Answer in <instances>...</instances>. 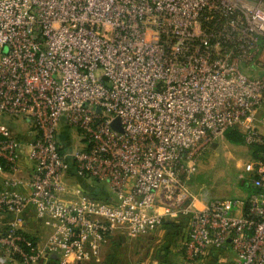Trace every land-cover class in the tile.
<instances>
[{"label":"built area","instance_id":"2783aa9c","mask_svg":"<svg viewBox=\"0 0 264 264\" xmlns=\"http://www.w3.org/2000/svg\"><path fill=\"white\" fill-rule=\"evenodd\" d=\"M4 117L29 126L0 124V264L98 261L115 237L182 219L187 264L226 248L264 264V0H0ZM230 130L258 149L250 195L198 198L187 183ZM31 214L45 240L26 236Z\"/></svg>","mask_w":264,"mask_h":264},{"label":"rangeland","instance_id":"374dc122","mask_svg":"<svg viewBox=\"0 0 264 264\" xmlns=\"http://www.w3.org/2000/svg\"><path fill=\"white\" fill-rule=\"evenodd\" d=\"M0 124L9 126L17 138H22L29 126L23 118L11 117L1 118ZM59 139L70 149L80 146L79 132L75 128L71 130L61 128ZM218 144V148L208 149L200 158L197 172L190 177L187 186L191 193L198 198H202L206 191L213 200L244 202L250 193L240 182V175L242 174L243 163L252 158L255 148L244 143H231L226 137L225 140L218 141ZM80 182L77 178L72 181L71 185L75 187V184ZM85 182L94 189L104 188V185L92 180ZM198 208L201 209L202 205L198 204ZM33 216L31 214L29 217L31 226L35 230L39 229L40 232L38 225L40 222L35 221ZM186 229L185 226L167 227L163 225L153 233L138 238H131L127 234H123V236L115 237L111 243L104 247L98 261H88L81 264H187L182 252L177 249L182 233H185ZM36 235H39L38 232ZM231 252V249L226 250L217 258L215 263L212 262L211 264H234V253ZM38 264L54 263L47 259Z\"/></svg>","mask_w":264,"mask_h":264},{"label":"crops","instance_id":"0c3cea01","mask_svg":"<svg viewBox=\"0 0 264 264\" xmlns=\"http://www.w3.org/2000/svg\"><path fill=\"white\" fill-rule=\"evenodd\" d=\"M4 177H5L4 175L0 174V190L3 187ZM84 185H86V184H84ZM86 187H88V189H94V188H91L90 186H86ZM12 219H13V216L10 215V214H0V232H3L7 228L9 222ZM35 221H37V220L35 219ZM167 221L175 223L177 226H179L180 225L179 223H181L180 220H167ZM38 225H39V228H40V232L38 231L39 229L35 230L31 226V221H29V218H28L27 225L25 226L26 232L28 234H30L31 237H33V238H35V239H37L39 241L45 240V238L49 234V229L45 225H43L42 223H40ZM37 232H38L39 235H36ZM178 247L179 246L177 245V249L180 250ZM226 250H230V248H226L224 250L208 254L206 257H204L201 260L200 264H211L212 262L215 263L217 258L219 256H221L222 254H224L226 252ZM218 254H220V255H218ZM233 260H234V264H236V256L234 254H233Z\"/></svg>","mask_w":264,"mask_h":264},{"label":"trees","instance_id":"16d2710c","mask_svg":"<svg viewBox=\"0 0 264 264\" xmlns=\"http://www.w3.org/2000/svg\"><path fill=\"white\" fill-rule=\"evenodd\" d=\"M226 138H227V140L229 141V142H231V143H234V144H243L244 143V140H243V137H242V135L237 131V130H230L228 133H227V135H226ZM255 148V152H257L258 151V149H256L257 147H254ZM3 164V166H4V168H5V170H7L8 169V167L6 166V163L5 162H3L2 163ZM247 189V188H246ZM180 222L181 223H179L180 225L179 226H182V227H187V221L186 220H180ZM164 226H167V227H171V226H175V227H178L175 223H172V222H165L164 224H163ZM187 231V230H186ZM186 234V232L185 233H182V236H181V239L184 237V235ZM26 236L28 237V238H32V239H34L33 237H31L30 236V234H26ZM34 240H36V239H34ZM181 241V240H180ZM180 243V242H179ZM179 246V245H178ZM51 262H53L54 264H60L59 263V261H58V259H56V258H52L51 259Z\"/></svg>","mask_w":264,"mask_h":264},{"label":"water","instance_id":"95a60500","mask_svg":"<svg viewBox=\"0 0 264 264\" xmlns=\"http://www.w3.org/2000/svg\"><path fill=\"white\" fill-rule=\"evenodd\" d=\"M112 127L114 129H118L119 131H122V129L120 128V120H116L113 124H112ZM219 147V144L218 143H215L212 145V149H216Z\"/></svg>","mask_w":264,"mask_h":264}]
</instances>
